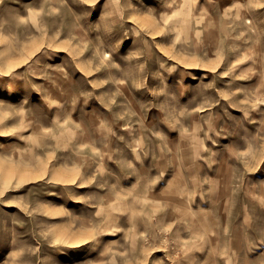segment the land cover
<instances>
[{"label": "rangeland", "instance_id": "obj_1", "mask_svg": "<svg viewBox=\"0 0 264 264\" xmlns=\"http://www.w3.org/2000/svg\"><path fill=\"white\" fill-rule=\"evenodd\" d=\"M0 264H264V0H0Z\"/></svg>", "mask_w": 264, "mask_h": 264}]
</instances>
